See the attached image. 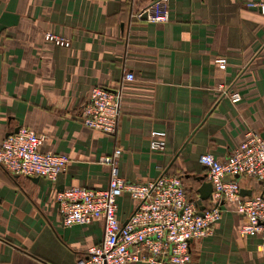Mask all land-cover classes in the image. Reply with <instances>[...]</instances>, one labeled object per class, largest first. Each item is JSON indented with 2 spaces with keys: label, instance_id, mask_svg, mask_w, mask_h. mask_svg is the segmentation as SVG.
I'll return each instance as SVG.
<instances>
[{
  "label": "crops",
  "instance_id": "0c3cea01",
  "mask_svg": "<svg viewBox=\"0 0 264 264\" xmlns=\"http://www.w3.org/2000/svg\"><path fill=\"white\" fill-rule=\"evenodd\" d=\"M151 1L0 0V145L26 127L45 137L43 152L70 159L55 183L0 166V264H77L100 245L103 221L65 227L58 198L73 187L107 189L111 167L100 159L116 149L122 178L171 173L199 200L198 178L208 175L200 157L224 160L249 133L264 135V14L248 6L264 0H168V23L135 19ZM49 33L70 47L46 42ZM129 73L135 81H125ZM97 86L119 91L115 137L82 124ZM152 132L166 133L163 150L151 149ZM242 187L262 190L249 180ZM118 204L126 223L135 203L126 194ZM227 209L211 237L191 241L194 264H264L260 238L241 237L243 218Z\"/></svg>",
  "mask_w": 264,
  "mask_h": 264
},
{
  "label": "built area",
  "instance_id": "2783aa9c",
  "mask_svg": "<svg viewBox=\"0 0 264 264\" xmlns=\"http://www.w3.org/2000/svg\"><path fill=\"white\" fill-rule=\"evenodd\" d=\"M259 8L264 5H248ZM151 23H168V0H152L148 7L137 13V20ZM46 42L69 48V40L46 34ZM216 63L224 68L226 59ZM126 82L135 81L133 74L125 76ZM222 96L232 103L242 100L232 87L221 85ZM119 91L94 87L80 112L82 124L91 130L115 137L121 116ZM166 133H151V149L161 151ZM45 137L22 127L0 145V166L11 176L42 178L55 183L66 170L70 159L66 155L43 152ZM122 155L116 149L100 162L111 167L109 186L104 190L73 187L59 195L58 203L63 224L90 226L96 220L104 223V237L100 245L92 247L77 264H194L190 243L205 240L214 234L217 223L228 207L234 206L242 216L240 235L258 237L264 252V135L249 133L246 140L224 160L212 154L200 157L208 170V181L214 192L203 215L198 199L187 192L182 177L163 174L146 183H131L119 175L117 161ZM255 181L262 185L256 195H242V181ZM128 194L135 203L126 223L118 217L119 200Z\"/></svg>",
  "mask_w": 264,
  "mask_h": 264
},
{
  "label": "water",
  "instance_id": "95a60500",
  "mask_svg": "<svg viewBox=\"0 0 264 264\" xmlns=\"http://www.w3.org/2000/svg\"><path fill=\"white\" fill-rule=\"evenodd\" d=\"M145 19H146V16H145ZM19 129H17L15 132L13 133H18ZM13 133H10L9 135L13 134ZM8 135V136H9ZM7 136V137H8ZM32 180H39L40 178L36 177V178H30ZM207 176H203V177H200L198 178V181L202 182V186L201 188L198 190V193L200 194V198L198 200V206L200 208V214L203 215L205 210H206V206L204 205V203L208 200L211 199L212 197V194L214 192V187H213V184L210 183V182H207ZM242 195L243 196H252V194L246 190H242ZM69 231L67 230L66 231V236L68 235Z\"/></svg>",
  "mask_w": 264,
  "mask_h": 264
},
{
  "label": "trees",
  "instance_id": "16d2710c",
  "mask_svg": "<svg viewBox=\"0 0 264 264\" xmlns=\"http://www.w3.org/2000/svg\"><path fill=\"white\" fill-rule=\"evenodd\" d=\"M170 175H171V173H170Z\"/></svg>",
  "mask_w": 264,
  "mask_h": 264
}]
</instances>
